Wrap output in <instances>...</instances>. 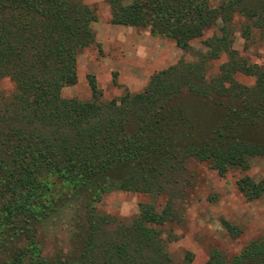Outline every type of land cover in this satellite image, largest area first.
Instances as JSON below:
<instances>
[{
	"label": "trees",
	"instance_id": "trees-1",
	"mask_svg": "<svg viewBox=\"0 0 264 264\" xmlns=\"http://www.w3.org/2000/svg\"><path fill=\"white\" fill-rule=\"evenodd\" d=\"M106 2L110 24L146 28L181 50L210 27L218 35L203 42L197 62L151 75L139 93L102 102L87 76L90 100L64 99L60 90L76 80V55L93 42V11L82 0H0V78L14 85L0 101V264H175L165 228L176 218L185 161L223 175L264 159V67L230 47L236 26L242 39L252 29L264 34V0ZM221 53L226 61L206 77L207 61ZM235 73L254 84L239 85ZM236 186L247 200L264 190L247 177ZM111 191L168 197L158 212L140 204L121 222L96 209ZM66 214L81 236L74 255L43 258L39 227ZM190 261L186 252L176 264ZM204 264H264V236L229 258L213 250Z\"/></svg>",
	"mask_w": 264,
	"mask_h": 264
},
{
	"label": "rangeland",
	"instance_id": "rangeland-1",
	"mask_svg": "<svg viewBox=\"0 0 264 264\" xmlns=\"http://www.w3.org/2000/svg\"><path fill=\"white\" fill-rule=\"evenodd\" d=\"M209 1L216 4L221 0ZM82 2L95 15L90 25L93 42L76 55V80L60 90L64 99L90 100L87 76L93 77L102 102L118 98L124 92L139 93L151 75L178 62H197L207 51L203 42L218 35L216 28L210 27L189 42V49L181 50L171 39L151 36L146 28L110 24L106 0ZM230 37V47L237 57L248 65L264 67V34L252 29L248 39H242L236 26ZM226 59L227 54L221 53L217 59L207 61L205 76L215 75ZM233 79L245 87H251L255 81L254 77L241 73H235ZM13 92V83L0 78V101L7 100ZM183 167L173 199L177 219L165 228L171 234L166 250L173 263L180 262L186 252L191 255L189 264H204L213 250L229 258L249 241L264 236V190L258 198L247 200L236 186L243 177L264 184V159H250L245 171L229 170L223 175L192 159L185 161ZM167 197V194L111 191L95 205L102 214L127 222L138 213V205H151L158 212ZM223 223L237 228L238 234H230ZM37 238L41 256L48 259L55 254L63 258L73 256L81 236L76 228L74 231L66 214L43 221Z\"/></svg>",
	"mask_w": 264,
	"mask_h": 264
}]
</instances>
